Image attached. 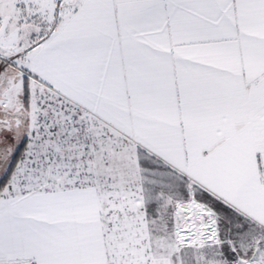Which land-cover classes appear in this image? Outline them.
Instances as JSON below:
<instances>
[{
  "label": "snow or ice",
  "instance_id": "6c2138e0",
  "mask_svg": "<svg viewBox=\"0 0 264 264\" xmlns=\"http://www.w3.org/2000/svg\"><path fill=\"white\" fill-rule=\"evenodd\" d=\"M0 264H264V0H0Z\"/></svg>",
  "mask_w": 264,
  "mask_h": 264
}]
</instances>
